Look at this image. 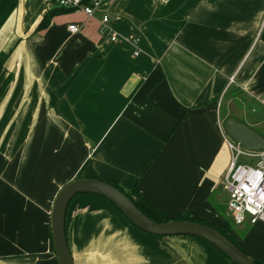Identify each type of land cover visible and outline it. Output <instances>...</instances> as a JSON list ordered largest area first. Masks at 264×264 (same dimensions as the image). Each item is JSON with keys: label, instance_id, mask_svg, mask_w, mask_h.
Wrapping results in <instances>:
<instances>
[{"label": "crops", "instance_id": "1", "mask_svg": "<svg viewBox=\"0 0 264 264\" xmlns=\"http://www.w3.org/2000/svg\"><path fill=\"white\" fill-rule=\"evenodd\" d=\"M56 1L18 0L0 29V53H9L0 78L8 82L0 264H59L51 208L81 178L136 188L151 218L156 208L223 228L224 123L264 139V0H110L94 18L73 12L35 33ZM103 15L119 42L100 33ZM229 234L253 261L264 259V221L231 224ZM65 236L74 264H231L199 238L136 229L96 195L71 200Z\"/></svg>", "mask_w": 264, "mask_h": 264}, {"label": "water", "instance_id": "2", "mask_svg": "<svg viewBox=\"0 0 264 264\" xmlns=\"http://www.w3.org/2000/svg\"><path fill=\"white\" fill-rule=\"evenodd\" d=\"M226 135L246 150H264V139L244 124L229 118L224 123ZM81 194L98 195L113 204L116 209L140 231L158 237L189 236L199 238L225 255L234 264H255L236 245L217 230L191 221H155L140 211L135 204L112 185L89 178L75 179L58 191L49 217L53 251L59 264H74L66 236L65 217L71 200Z\"/></svg>", "mask_w": 264, "mask_h": 264}, {"label": "built area", "instance_id": "3", "mask_svg": "<svg viewBox=\"0 0 264 264\" xmlns=\"http://www.w3.org/2000/svg\"><path fill=\"white\" fill-rule=\"evenodd\" d=\"M110 0H57L60 8L71 9L74 13L81 12L88 18H94L99 6ZM100 33L109 37L111 42L120 39L111 34V22L108 16L103 15L99 21ZM71 33H77L80 26L71 24L68 27ZM136 47V43L133 42ZM135 50L134 55H137ZM233 79L229 82L232 83ZM224 145L230 154L229 164L222 175V190L226 192V208L234 225H256L264 221V150L254 151L241 148L228 136L223 139ZM241 157L247 158L250 163H239Z\"/></svg>", "mask_w": 264, "mask_h": 264}, {"label": "trees", "instance_id": "4", "mask_svg": "<svg viewBox=\"0 0 264 264\" xmlns=\"http://www.w3.org/2000/svg\"><path fill=\"white\" fill-rule=\"evenodd\" d=\"M17 5H18V0H0V29L4 26V24L7 22V20L9 19V17L13 14V12L16 10L17 8ZM73 13V10L71 9H65V8H60L58 7L57 5L55 7H53L52 9L48 10L43 16H42V19L41 21L39 22V24L37 25V27L35 28L34 32L35 33H38V32H43L45 31L49 24L51 23V20L55 17H58V16H63V15H69V14H72ZM261 40L264 42V31L262 32L261 34ZM8 55L9 53H0V78L2 76V73L4 72V64L8 58ZM7 81L5 80L1 85H0V98L1 96L3 95V93L5 92L6 88H7ZM93 179H96V180H100V181H103V182H106L110 185H112L113 187H115L116 189H118L120 192H122L123 194H125L134 204L135 206L138 208V206L136 205L135 201H134V198H138V199H141L142 197L139 195L137 189H133L131 191V193H127L125 192L121 187H119L118 184L114 183V182H111V181H108V180H104V179H100V178H93ZM83 195V194H81ZM79 196V195H77ZM75 196V197H77ZM97 197L101 198V199H104L103 197L101 196H98L96 195ZM74 197V198H75ZM73 198V199H74ZM106 200V199H104ZM107 201V200H106ZM108 202V201H107ZM110 203V202H109ZM111 204V203H110ZM69 206V205H68ZM111 206L115 209L116 207L111 204ZM139 209V208H138ZM140 210V209H139ZM155 212L157 213V215L159 216V219H155V218H152L153 220L155 221H170V220H176V221H191V222H195V223H200V224H203V225H206V226H209L215 230H217L220 234H222L224 237H226L229 241H231L234 245H236L238 248L239 246L236 244V242L234 241V239L230 236V228H231V224H233V221L231 218L230 221L227 219L226 220V223L224 225L223 228H220L216 225H213V224H209V223H206V222H203V221H199V220H195L193 218L190 217V215H188L187 213L179 216L178 218L176 219H168L165 215H163L159 210H157L156 208L154 209ZM118 211V210H117ZM141 211V210H140ZM119 212V211H118ZM120 213V212H119ZM121 214V213H120ZM145 214V213H144ZM122 215V214H121ZM146 215V214H145ZM123 216V215H122ZM148 216V215H147ZM124 217V216H123ZM149 217V216H148ZM125 218V217H124ZM151 218V217H150ZM125 220L131 224L126 218ZM132 225V224H131ZM133 226V225H132ZM135 227V226H133ZM136 228V227H135ZM138 229V228H136ZM139 230V229H138ZM49 238L51 239V235H50V227H49ZM242 252L243 250L241 248H239ZM221 253V252H220ZM245 253V252H243ZM222 254V253H221ZM223 255V254H222ZM231 264H234L232 263L225 255H223ZM255 264H264V259L262 260H259V261H254Z\"/></svg>", "mask_w": 264, "mask_h": 264}, {"label": "rangeland", "instance_id": "5", "mask_svg": "<svg viewBox=\"0 0 264 264\" xmlns=\"http://www.w3.org/2000/svg\"><path fill=\"white\" fill-rule=\"evenodd\" d=\"M242 109V108H241ZM243 110V109H242ZM244 112H246V110L244 109L243 110ZM247 116L248 117H251V114L249 112H247ZM256 131L258 132H261L259 131L260 129H255ZM239 163H248V164H252L253 163H250L249 160L247 158H244V157H241L238 161ZM219 196H220V201L218 202L220 205L218 206L219 210L222 212V213H225L226 211V202H227V195H226V192L224 190L219 189ZM228 220L230 221V219L228 218ZM244 225H249L248 223L247 224H244ZM249 230V226H246V229L245 231H248Z\"/></svg>", "mask_w": 264, "mask_h": 264}]
</instances>
